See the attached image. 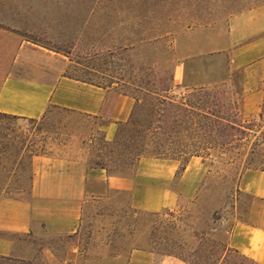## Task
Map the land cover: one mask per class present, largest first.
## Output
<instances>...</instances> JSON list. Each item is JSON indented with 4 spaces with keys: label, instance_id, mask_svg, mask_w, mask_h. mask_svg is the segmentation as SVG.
<instances>
[{
    "label": "rangeland",
    "instance_id": "rangeland-1",
    "mask_svg": "<svg viewBox=\"0 0 264 264\" xmlns=\"http://www.w3.org/2000/svg\"><path fill=\"white\" fill-rule=\"evenodd\" d=\"M263 1L0 0V27L59 48L63 74L112 84L114 95L122 90L120 78H147L158 72L181 76L171 92L179 98L203 85L226 86L231 95L229 77L239 82L240 73L231 69L227 52L205 49L217 47L234 14ZM105 121L61 107H50L39 119L0 117V149H6L0 153V197L29 196L35 155L76 152L88 165H94L98 155L115 156L99 129ZM252 122L247 138L230 150L216 148L211 156L195 159L186 177L179 161L173 181L178 198L171 207L140 209L128 191L111 190L87 198L76 233L52 234L40 228L34 236L1 231L0 236L15 241L14 257L34 264H128L141 237L133 212L139 209L182 224L191 246L200 236L207 243L229 240L235 225L247 220L253 201L241 185L243 175L264 168V112ZM235 263L258 264L250 258Z\"/></svg>",
    "mask_w": 264,
    "mask_h": 264
},
{
    "label": "crops",
    "instance_id": "crops-1",
    "mask_svg": "<svg viewBox=\"0 0 264 264\" xmlns=\"http://www.w3.org/2000/svg\"><path fill=\"white\" fill-rule=\"evenodd\" d=\"M207 51L227 52L234 75L229 84L239 101L243 123L264 112V1L234 14L226 33ZM56 50L34 42L16 30L0 27V112L39 119L50 107H61L87 116L106 119L99 124L105 139L115 138L119 123L126 121L135 98L114 89L63 74ZM175 73V82L181 83ZM188 162L183 177L192 163ZM179 161L143 157L133 175H110L91 168L76 152L39 154L33 158V177L28 197H0V231L34 236L39 229L52 234H72L79 229L82 208L88 197L111 190L128 191L140 209L157 210L176 204L173 188ZM252 195L247 220L233 228L229 244L258 264H264V169H249L241 183ZM17 245L0 236V255L16 256ZM128 264H187L184 260L151 250L134 249Z\"/></svg>",
    "mask_w": 264,
    "mask_h": 264
},
{
    "label": "trees",
    "instance_id": "trees-1",
    "mask_svg": "<svg viewBox=\"0 0 264 264\" xmlns=\"http://www.w3.org/2000/svg\"><path fill=\"white\" fill-rule=\"evenodd\" d=\"M120 81V93L134 97L135 105L129 118L119 123L115 138L108 141L104 137L105 144L114 147L116 155H98L99 160L89 165L104 168L110 175H133L145 156L176 159L183 163L184 170L192 157L206 158L216 148L223 152L230 150L233 143L247 138L253 129V122L241 121L238 98L235 92L230 95L226 86L203 85L179 98L171 94L175 87L174 72H158L147 78H120ZM0 117L23 118L1 112ZM5 151L0 149V153ZM133 212L141 226V237L132 250L173 255L187 264H237L238 258L249 259L232 248L228 239L207 243L200 236L199 243L191 246L184 238L182 224L166 220L160 212L139 209ZM4 262L34 264L31 260L0 255V264Z\"/></svg>",
    "mask_w": 264,
    "mask_h": 264
}]
</instances>
